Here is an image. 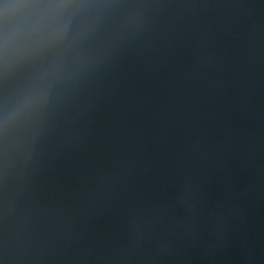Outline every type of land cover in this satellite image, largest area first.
<instances>
[{
    "label": "water",
    "instance_id": "1",
    "mask_svg": "<svg viewBox=\"0 0 264 264\" xmlns=\"http://www.w3.org/2000/svg\"><path fill=\"white\" fill-rule=\"evenodd\" d=\"M0 264H264V0H0Z\"/></svg>",
    "mask_w": 264,
    "mask_h": 264
}]
</instances>
